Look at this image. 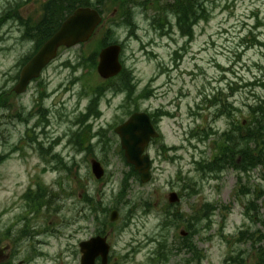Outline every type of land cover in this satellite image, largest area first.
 I'll return each mask as SVG.
<instances>
[{"label": "rangeland", "instance_id": "1", "mask_svg": "<svg viewBox=\"0 0 264 264\" xmlns=\"http://www.w3.org/2000/svg\"><path fill=\"white\" fill-rule=\"evenodd\" d=\"M23 1L0 0V15L9 5ZM161 1L164 4L160 9L150 4L146 13L137 11L134 17L137 38L128 37L127 30L118 25V20L106 17L89 42L61 51L41 79L32 83L24 95L10 97L12 108L0 118V156L8 154L0 166V264H79V254L75 253L79 242L98 232L91 225L92 220L79 221L76 214L83 207L81 200H77L83 191L98 197L105 207L119 208L118 221L108 237L113 253L110 264H152L150 259L155 250L152 239L166 236V232L160 230L162 216L170 226L194 223L195 215H208L205 204H214L217 211L208 216L211 223L203 220L198 223V235L191 238V244H195L202 255L201 264H223L224 259L236 258L239 251L243 252L242 257L247 262L255 260L250 243H237V232L243 227H248L252 233L261 230L246 218L243 207L253 199L254 193L264 192V170L254 169L248 177L241 176L242 184L253 193L243 198L237 194L236 171L229 168L214 179L197 171L196 163L212 160L221 145L219 136L229 129L228 107L222 115L215 116L223 105L234 110L231 111L233 120L239 123L249 119V106L259 105L264 109V89L243 87L246 82L264 78V47L258 44L264 45V0H204V17L194 26V39L186 47L175 29L172 28L169 36L158 32L157 21L169 23L165 17V2H172ZM32 8V3H27L22 14L28 15ZM170 22L174 25L172 19ZM109 28L115 31L114 38L125 44L120 58L133 74L138 91L148 86L153 90L152 98L139 103L138 109L148 113L163 109L172 115L159 122L162 138L148 150L152 161L150 182L142 185L132 179L130 193H125L124 197L129 203L125 207L119 205L121 201L116 196L122 174L127 171L117 153L118 139L109 133L116 145L106 156L96 148L95 154L104 163V178H107L99 182L90 176L88 159L86 162L68 144L71 133L77 131L72 130L71 121L88 102V98L78 96L103 82L96 72L90 74L82 68L73 72L61 66L66 61L77 63L82 55H92V50ZM19 34L12 21L0 25V91L14 86L12 78L18 62L31 52L32 46L21 42ZM43 89L49 96L42 99L44 110H48L45 112L47 125L38 115L37 103ZM118 90L113 87L112 94L109 91L102 95L101 117L93 120L92 133L123 118L126 109L120 105L124 97L116 96ZM4 114L22 116L19 120ZM28 114L33 116L29 119V127L36 122L40 127L34 134L27 132L28 136H25L26 125L20 121L29 117ZM28 137H35L44 150L48 144L61 139L56 151L70 170L61 173L50 170L40 158L39 145L28 142ZM96 139L91 145H95ZM161 145L173 148L172 152L163 154ZM13 147L18 150L12 152ZM43 168L46 172H42ZM37 183L44 184L67 201L57 214L28 216V224L18 223L17 218L24 213L21 195ZM171 192H183L180 193L183 198L169 205L167 200ZM68 193L70 196L66 197ZM147 202L152 206L148 208L144 204ZM256 209L264 215V195L256 202ZM221 215L225 216L224 223ZM98 220L102 221L101 215ZM22 230L28 232L27 237L14 242ZM182 231L183 228L172 229L169 233L167 230L168 245L172 240L180 242L177 237ZM7 232L9 237L4 239ZM257 245L263 246L264 239ZM166 256L165 264H187L185 260L192 258L184 251L178 255L168 250Z\"/></svg>", "mask_w": 264, "mask_h": 264}, {"label": "water", "instance_id": "2", "mask_svg": "<svg viewBox=\"0 0 264 264\" xmlns=\"http://www.w3.org/2000/svg\"><path fill=\"white\" fill-rule=\"evenodd\" d=\"M98 23L99 18L95 12L87 9L77 10L23 68L19 83L14 91L17 94L24 92L28 82L32 78L38 77L40 71L55 57L60 46L70 47L85 42L92 35ZM119 51V48L114 46L104 49L99 55L97 72L102 78H110L119 73ZM116 133L120 136L127 162L133 164L135 169L138 170L142 176V182L148 181V158L146 156L141 157L149 138L155 137L148 118L145 115H134L127 123L116 129ZM92 169L96 177L100 178L102 172L99 165L93 163ZM171 197V202L176 200L175 196ZM114 218H116L115 213L112 214V220ZM81 249L84 254L81 264H93V260L97 255L104 257L107 253V247L104 241L100 239L82 244Z\"/></svg>", "mask_w": 264, "mask_h": 264}, {"label": "trees", "instance_id": "3", "mask_svg": "<svg viewBox=\"0 0 264 264\" xmlns=\"http://www.w3.org/2000/svg\"><path fill=\"white\" fill-rule=\"evenodd\" d=\"M66 2V3H65ZM65 5L62 8V12L65 11L67 15L71 13V11L77 7H86L88 6V0H76L73 2L72 0L65 1ZM63 3V4H64ZM50 8L52 12L56 9L55 0L50 2ZM154 5L160 9L161 6L159 0H155ZM204 0H173V3L169 4L168 10L171 14H173L177 18L178 26L183 34H190V28L195 25L200 18L204 16ZM62 7V4L60 5ZM60 13L57 16H50L47 19L40 21L35 24L27 25L26 36L30 38L31 42H33L34 48L33 52H36L40 46L55 32L58 25H60L62 19L64 18L63 13ZM24 22H21L23 24ZM112 42L110 37L104 38L102 43L98 45L99 48L106 46ZM96 55L92 56L90 61L92 62V66L95 65ZM92 67V68H93ZM116 88L119 89L117 92L125 93L126 98L131 101L133 95L135 93L134 85H132V78L126 70H123L122 73L115 79ZM258 84L259 82H255ZM264 87V82L261 85ZM8 98H4V103H7ZM262 110V108H259ZM257 115L255 109H251L252 115ZM254 117V116H253ZM258 119L256 117L251 118L247 123L246 134L243 136L240 134L238 137L232 138L229 137L228 146L226 149L222 151L221 158L217 159V163H219L217 168L214 170L223 169L226 167H230L233 169H238L242 172H247L251 168H255L257 165H264V150L260 147L264 145V112L258 114ZM240 126V125H239ZM232 135V134H231ZM226 141V142H227ZM250 143L255 145L254 149L250 148ZM259 146V148H257ZM237 159H240V163H237ZM209 171H211L209 169ZM38 193H46L45 189L38 186ZM260 197V196H259ZM41 201L37 200V206L39 207ZM193 226V225H192ZM191 226V223L186 225L189 232H194ZM192 234V233H191ZM189 250L192 252V255H198L199 252L195 250V248L190 247ZM258 259L252 264H264V248L258 250ZM163 260L167 258L164 255H161ZM238 264H246L243 259H239Z\"/></svg>", "mask_w": 264, "mask_h": 264}]
</instances>
